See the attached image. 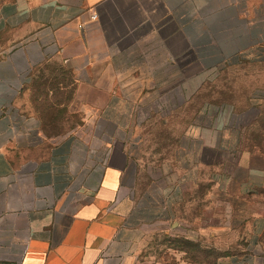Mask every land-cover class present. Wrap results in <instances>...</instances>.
<instances>
[{"label":"crops","instance_id":"0c3cea01","mask_svg":"<svg viewBox=\"0 0 264 264\" xmlns=\"http://www.w3.org/2000/svg\"><path fill=\"white\" fill-rule=\"evenodd\" d=\"M52 35L53 58L103 100L98 118L109 139L91 140L80 166L72 134L32 170L0 150V264H146L140 256L152 235L216 239L241 213L248 214L244 253L213 264H264V148L242 146L254 123L238 124L230 104L209 101L174 161L145 173L135 169L138 148L130 139L138 96L120 86L179 80L193 100L215 68L239 67L247 87L239 112L263 115L264 0H0V39H7L0 78L42 67ZM11 98L18 106V95ZM101 145L108 148L103 158ZM216 154L235 163L222 166ZM203 182L226 197L216 201L211 193V214L187 220L183 207ZM251 197L259 201L239 209Z\"/></svg>","mask_w":264,"mask_h":264},{"label":"rangeland","instance_id":"374dc122","mask_svg":"<svg viewBox=\"0 0 264 264\" xmlns=\"http://www.w3.org/2000/svg\"><path fill=\"white\" fill-rule=\"evenodd\" d=\"M47 40L50 47L46 49L45 57L50 59L42 67L36 70H32L31 66L25 67L13 80L0 78V150L24 160V170H32L33 161L43 158L53 143L68 134L79 141L75 154L77 166L83 163L85 152L94 149L91 140L109 139L100 129L101 121L98 118L103 100L95 97L94 90L73 81L71 70L53 58L58 51L54 36H49ZM6 41L0 39L1 43ZM30 43L32 39L25 42ZM13 51H17V48ZM251 73H255V70H251ZM243 74L245 70L239 67L215 68L212 72L214 78L209 83L201 84L202 94L193 100L187 98L191 91L188 84L179 80L121 83L122 90H130L138 96L133 131L130 133V139L132 137L136 141L138 148L139 163L135 169L146 173L156 171L164 164L170 165L183 138L191 135V123L209 101L230 104L234 111H238L234 116L238 124L254 123L255 129L245 132L243 148H253L255 145L264 148V113L259 115L256 108L239 112L247 96L246 84L241 81ZM164 78L179 79V76L167 75ZM14 95L19 97V107L11 98ZM28 96L35 111L28 108ZM97 148L101 150L98 155L105 157L108 148L103 145ZM213 159L227 168L235 163V158L222 154H216ZM216 192L211 183H201L183 207V218L193 220L211 214L206 210V206L212 202L211 193L216 196V201H224L226 197ZM256 200L251 197L242 201L243 206L239 205V209L245 208L249 202L254 204L259 201ZM247 216L242 213L237 215L234 228L221 231L216 239L192 242L169 234L152 235L147 240L141 260L146 264H213L220 257L242 254L248 231L241 225ZM261 246L264 252V237Z\"/></svg>","mask_w":264,"mask_h":264}]
</instances>
